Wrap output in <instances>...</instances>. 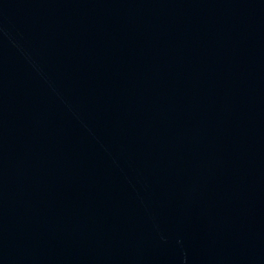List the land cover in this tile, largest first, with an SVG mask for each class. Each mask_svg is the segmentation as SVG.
<instances>
[{"label":"water","instance_id":"water-1","mask_svg":"<svg viewBox=\"0 0 264 264\" xmlns=\"http://www.w3.org/2000/svg\"><path fill=\"white\" fill-rule=\"evenodd\" d=\"M0 264H264V0H0Z\"/></svg>","mask_w":264,"mask_h":264}]
</instances>
